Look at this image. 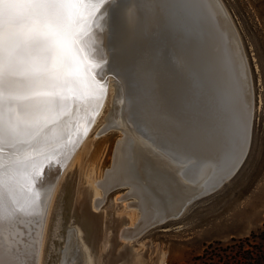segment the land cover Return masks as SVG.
I'll return each instance as SVG.
<instances>
[{
	"label": "bare ground",
	"instance_id": "bare-ground-1",
	"mask_svg": "<svg viewBox=\"0 0 264 264\" xmlns=\"http://www.w3.org/2000/svg\"><path fill=\"white\" fill-rule=\"evenodd\" d=\"M192 2L201 0H126L115 8L113 16L118 18L112 16L113 23L107 14L102 27L75 37V45L81 49L78 56L100 65L89 73L98 80L106 77V93L101 97L82 87L78 73L69 69L72 56L77 55L75 48L61 50V56L67 57L65 63L29 45L23 35L5 41L0 83L5 116L14 119L21 138L30 141V145L17 147L36 150L30 163L37 165L40 174L41 166L53 160L42 177L33 175L37 180L34 190L17 188L12 198L6 196L5 244L0 256L8 264H41L46 218L62 164L94 126L109 92L111 74L117 94L100 132L116 128L124 138L118 142L112 167L97 183L91 206L97 210L119 184L131 187L140 217L132 228L119 231L120 239H133L156 218L184 210L194 194L212 187L238 166L251 137L249 89L237 76L231 43L227 38L225 44L210 38L208 59L214 86L209 92L216 100L211 102L212 110L204 112L207 98L192 99L188 47L179 42L186 32L168 23L174 18L189 24L191 19L197 20ZM211 2L204 5L210 13ZM213 18L220 37H227L219 20ZM195 24L206 30L201 23ZM161 43L167 46L163 65L157 57ZM193 122L201 125L199 131L191 129ZM4 150L11 155L16 149L5 146ZM88 258L79 230L68 228L58 264H89Z\"/></svg>",
	"mask_w": 264,
	"mask_h": 264
},
{
	"label": "rangeland",
	"instance_id": "rangeland-1",
	"mask_svg": "<svg viewBox=\"0 0 264 264\" xmlns=\"http://www.w3.org/2000/svg\"><path fill=\"white\" fill-rule=\"evenodd\" d=\"M125 1H111L109 22L117 20L113 12ZM221 1L236 24L252 80L254 114L241 165L214 192L187 205L179 217L153 225L133 239H120L119 231L132 228L140 217L131 187L109 191L97 210L91 206L97 183L112 167L118 142L124 138L116 128L100 132L117 94L111 74L102 111L56 182L41 264L59 263L68 228L79 230L89 264H264V0ZM57 222L58 235L53 238ZM52 241L55 252L49 258Z\"/></svg>",
	"mask_w": 264,
	"mask_h": 264
},
{
	"label": "snow or ice",
	"instance_id": "snow-or-ice-1",
	"mask_svg": "<svg viewBox=\"0 0 264 264\" xmlns=\"http://www.w3.org/2000/svg\"><path fill=\"white\" fill-rule=\"evenodd\" d=\"M110 2L111 0H0V83L3 81L6 40L23 35L29 45L39 47L50 57L68 63L67 57L61 56V50L67 52L75 48L76 36L91 32L95 27H102L101 22L107 17ZM36 25L42 27L37 28ZM80 50L75 49L77 55L72 56L69 69L77 71L90 91L106 93L103 82L88 74L89 69L94 71L100 65L92 63L84 66L83 60L78 56ZM19 144L30 145V141L21 138L14 119L6 118L4 95L0 89V252L5 244L2 227L5 222L6 196L12 198L11 194L17 188L26 187L30 191L36 184L33 175H40L37 165L30 163L36 150L20 149L17 147ZM5 146L16 150L8 155L4 150ZM29 167L33 171H29ZM0 264H3L2 258Z\"/></svg>",
	"mask_w": 264,
	"mask_h": 264
},
{
	"label": "water",
	"instance_id": "water-1",
	"mask_svg": "<svg viewBox=\"0 0 264 264\" xmlns=\"http://www.w3.org/2000/svg\"><path fill=\"white\" fill-rule=\"evenodd\" d=\"M112 1V0H111ZM211 2L212 3V11L211 13L208 12V9L204 6L206 4V2ZM110 9V7H109ZM191 10H192V14H195L193 16V18H198L197 20L195 19H191V24L189 23H185L182 20H179L178 18H174L171 21L168 19V23L170 24V26L173 25V27L175 28H181L183 31L184 28V32H186V37H184V35H182V37L180 38V44L182 47H184L185 43L187 44L188 47V65H189V72H190V86L188 88V92L189 94L192 95V99L197 101L200 99H204L207 98L206 101H208V105L203 104V108H204V112H209L212 110L211 107V102L216 100V97L214 95H212L209 91L210 89L214 86L211 85V76H210V66H209V50H208V45H209V41L210 38H212L213 41H220L221 43L225 44V38H227V40L229 41V43H231V48H232V52L234 54V58L237 60V76L239 78V80L243 81V87L248 88L249 89V97H250V102H251V115L254 114V98H253V89H252V80H251V75H250V69H249V65H248V61H247V57H246V53L244 51V47L240 38V35L238 33L236 24L234 23L232 16L230 15V13L228 12V10L226 9V7L224 6V4L222 3L221 0H201L200 3H195L192 2L191 4ZM213 16L219 20V23H221V27L224 31V33H226L225 37L223 35V37H220L221 32L218 30L216 21L213 20ZM108 18H109V12H108ZM211 19L213 21H211ZM201 23L205 28L203 29V27L197 26L195 23ZM219 26V27H220ZM208 30V31H207ZM209 32V33H208ZM222 36V35H221ZM172 41L170 40L167 43L169 45V47H171ZM184 43V45H183ZM173 46V45H172ZM77 48V46L75 45V49ZM179 48V47H178ZM79 49V48H78ZM167 46L165 45V47L163 46V44L161 43L160 46L158 47V51H157V57L159 59V62L161 65H163L164 62V58L163 56H167ZM163 51H165L163 53ZM78 55H81V52L79 51ZM83 60V64L84 66H88L91 65V63H86V61L82 58V56L80 57ZM73 73H75L77 75V71H75L73 69L72 71ZM90 76L94 77L97 81H101L103 82V84L105 83V79L106 77H104L102 80H98L94 75H91L90 73H88ZM80 77V76H79ZM82 87H88L84 81H81L80 84ZM92 92V91H91ZM95 93V92H92ZM100 95V96H99ZM98 96L101 97L102 94H99ZM209 110V111H208ZM206 116V115H205ZM208 116V115H207ZM206 116V117H207ZM253 120V118H252ZM201 124L203 122V119L201 117ZM252 125V124H251ZM192 128L191 129H196V131L201 129V125L200 124H196L195 122H193L191 124ZM251 132V130H250ZM250 144V142H249ZM249 148V145H248ZM248 148L243 156V158L241 159L240 163L238 164V166L233 170L232 173L224 176L223 178H220L216 183H213L211 186L212 187H208L204 190H202L199 193L194 194L191 199L189 200L187 205L192 204L194 201L201 199L202 197L214 192L216 189H218L226 180H228L238 169V167L241 165V163L243 162ZM52 159L47 162L44 163V165L41 168V174L40 175H36L37 178L42 177L43 172L45 170V168L48 166V164L52 163ZM64 162V160H63ZM65 163L62 164V168L63 165ZM56 166V163H55ZM34 178V177H33ZM36 180V179H35ZM37 183V180H36ZM119 186H129L127 184H119L117 185L115 188ZM36 187V184L32 186V189L34 190ZM111 189V190H113ZM24 190H26V187L24 188ZM110 190V191H111ZM184 206V207H185ZM63 207L62 205L60 206V210H62ZM183 210H178L176 213L173 214H168L166 216H164L165 218H156L154 220V222H150L149 224H147L146 226L142 227L140 229V232L145 231L146 229L150 228L153 225H156L158 223H162L164 221H166L169 218H175V217H179L181 215ZM83 213H85L83 211ZM60 226V223L57 222L55 224V234L54 236H52L53 238L57 237L58 235V227ZM88 232L90 233V235L92 236V228H87ZM54 231V230H53ZM52 245L54 247H50V250L48 252V257L51 258L52 257V253L55 252V241H52ZM58 255V253H57ZM56 255V256H57ZM59 257V256H58ZM0 258H2L0 256ZM2 262L3 264H8L6 262V260H4L2 258Z\"/></svg>",
	"mask_w": 264,
	"mask_h": 264
},
{
	"label": "trees",
	"instance_id": "trees-1",
	"mask_svg": "<svg viewBox=\"0 0 264 264\" xmlns=\"http://www.w3.org/2000/svg\"><path fill=\"white\" fill-rule=\"evenodd\" d=\"M262 233H264V223H263V229H262ZM263 240H264V237H263Z\"/></svg>",
	"mask_w": 264,
	"mask_h": 264
}]
</instances>
